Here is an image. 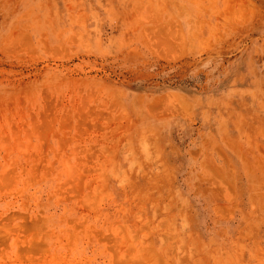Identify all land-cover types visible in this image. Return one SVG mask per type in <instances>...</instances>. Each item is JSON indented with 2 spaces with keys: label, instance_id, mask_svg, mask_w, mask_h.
Returning <instances> with one entry per match:
<instances>
[{
  "label": "rangeland",
  "instance_id": "obj_1",
  "mask_svg": "<svg viewBox=\"0 0 264 264\" xmlns=\"http://www.w3.org/2000/svg\"><path fill=\"white\" fill-rule=\"evenodd\" d=\"M0 264H264V0H0Z\"/></svg>",
  "mask_w": 264,
  "mask_h": 264
}]
</instances>
